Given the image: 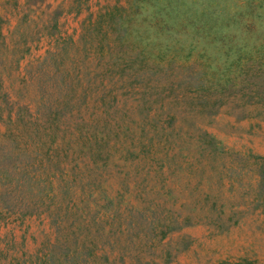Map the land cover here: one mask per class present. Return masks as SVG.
<instances>
[{"label": "trees", "instance_id": "16d2710c", "mask_svg": "<svg viewBox=\"0 0 264 264\" xmlns=\"http://www.w3.org/2000/svg\"><path fill=\"white\" fill-rule=\"evenodd\" d=\"M125 7L86 16L76 36L48 30L50 45L23 66L27 40L8 38L0 15V221L8 213L46 225L27 257L0 238V264H156L171 231L220 221L199 158L215 155L214 136L194 137L175 115L113 106L125 76H140L145 48L123 42ZM193 165L201 170L190 185Z\"/></svg>", "mask_w": 264, "mask_h": 264}, {"label": "rangeland", "instance_id": "374dc122", "mask_svg": "<svg viewBox=\"0 0 264 264\" xmlns=\"http://www.w3.org/2000/svg\"><path fill=\"white\" fill-rule=\"evenodd\" d=\"M114 3L131 16L123 42L145 48L134 64L140 76H125L113 106L175 115L194 137L207 131L218 146L199 157L219 191L218 225L174 229L159 243L156 264H264V0H0L1 28L26 38L23 66L50 45L48 30L76 36L83 18ZM3 129L0 120V135ZM200 167L192 166L190 185ZM4 219L1 246L11 256L33 254L46 225L34 216Z\"/></svg>", "mask_w": 264, "mask_h": 264}]
</instances>
